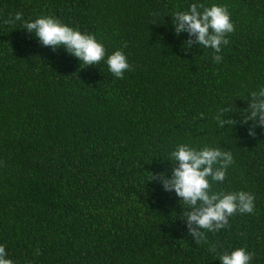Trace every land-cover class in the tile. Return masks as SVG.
Wrapping results in <instances>:
<instances>
[{
    "label": "trees",
    "instance_id": "trees-1",
    "mask_svg": "<svg viewBox=\"0 0 264 264\" xmlns=\"http://www.w3.org/2000/svg\"><path fill=\"white\" fill-rule=\"evenodd\" d=\"M202 3L225 6L235 26L221 52L174 33L173 16ZM17 12L21 21L6 23ZM50 16L92 34L105 60L82 65L44 46L24 22ZM191 47L184 51L185 41ZM126 45V47H125ZM214 55L222 56L217 63ZM264 88V0H0V245L13 264H221L244 247L264 264V128L248 135L240 115ZM235 106L218 127L222 107ZM203 114V117H201ZM231 152L214 192L247 191L207 242L188 233L186 209L152 174L175 166L178 145ZM215 251H210V248Z\"/></svg>",
    "mask_w": 264,
    "mask_h": 264
},
{
    "label": "clouds",
    "instance_id": "clouds-1",
    "mask_svg": "<svg viewBox=\"0 0 264 264\" xmlns=\"http://www.w3.org/2000/svg\"><path fill=\"white\" fill-rule=\"evenodd\" d=\"M23 14L17 12L6 23L21 21ZM174 33L179 36L187 32L189 37L195 36L196 43L203 48H211L215 53L221 52V45H227V35L235 31V26L225 6L211 5L206 7L202 3H193L188 11L176 12L173 16ZM23 29L34 35L44 46L55 49L63 46L69 53L79 58L82 65H97L105 60L106 49L92 34L81 33L79 30L61 23L50 16L39 17L34 21H27ZM191 40L184 42V51L191 47ZM126 47V45H125ZM213 60L219 63L222 56L214 55ZM106 63L109 71L117 78L123 79L124 73L130 70L128 58L122 50H116L107 55ZM247 108L240 114L244 125L251 121L248 135L256 136L257 127L264 128V88L250 93ZM222 107L214 119L218 127L225 125L235 127L234 119H223L226 113H233L235 106L227 104ZM203 117V114H201ZM169 160L175 165L169 177L166 173L152 174L153 181L159 180L163 190L175 192L180 198L184 209L181 219L186 220L188 233L197 244L206 243V232H216L228 224V218L237 212L253 214L255 211V197L247 191L214 192L209 181L223 182L228 167L233 163L231 152L222 151L220 148L204 147L196 149L187 144H180L170 153ZM215 251V248H210ZM254 252H249L241 247L225 253L219 257L221 264H250ZM5 247L0 245V264H13L6 258Z\"/></svg>",
    "mask_w": 264,
    "mask_h": 264
}]
</instances>
